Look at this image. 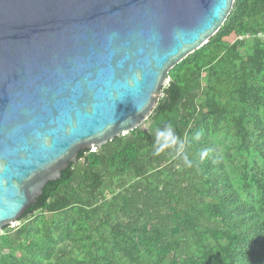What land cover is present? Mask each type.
<instances>
[{
	"label": "trees",
	"instance_id": "obj_1",
	"mask_svg": "<svg viewBox=\"0 0 264 264\" xmlns=\"http://www.w3.org/2000/svg\"><path fill=\"white\" fill-rule=\"evenodd\" d=\"M259 33L264 0H234L219 30L169 71L147 129L79 150L3 227L0 264H264ZM169 124L193 167L170 150L152 155Z\"/></svg>",
	"mask_w": 264,
	"mask_h": 264
},
{
	"label": "water",
	"instance_id": "obj_2",
	"mask_svg": "<svg viewBox=\"0 0 264 264\" xmlns=\"http://www.w3.org/2000/svg\"><path fill=\"white\" fill-rule=\"evenodd\" d=\"M234 0H0V233L79 150L142 125Z\"/></svg>",
	"mask_w": 264,
	"mask_h": 264
},
{
	"label": "clouds",
	"instance_id": "obj_3",
	"mask_svg": "<svg viewBox=\"0 0 264 264\" xmlns=\"http://www.w3.org/2000/svg\"><path fill=\"white\" fill-rule=\"evenodd\" d=\"M198 138L199 135L197 136V139ZM166 150H170L173 159L181 160L184 166L189 168L194 166L195 162L189 157L184 141L177 136L173 126L170 124L162 129L156 130V143L152 155L159 156ZM201 155H206V151Z\"/></svg>",
	"mask_w": 264,
	"mask_h": 264
},
{
	"label": "built area",
	"instance_id": "obj_4",
	"mask_svg": "<svg viewBox=\"0 0 264 264\" xmlns=\"http://www.w3.org/2000/svg\"><path fill=\"white\" fill-rule=\"evenodd\" d=\"M245 37H249V35H248V34H246V35H245ZM257 37H258V38H260V39H261V41H262V43L264 44V34H262V33H259V34H257Z\"/></svg>",
	"mask_w": 264,
	"mask_h": 264
},
{
	"label": "rangeland",
	"instance_id": "obj_5",
	"mask_svg": "<svg viewBox=\"0 0 264 264\" xmlns=\"http://www.w3.org/2000/svg\"><path fill=\"white\" fill-rule=\"evenodd\" d=\"M148 124H149L148 122H146V123L144 122V123L141 125V128H142V129H147Z\"/></svg>",
	"mask_w": 264,
	"mask_h": 264
}]
</instances>
